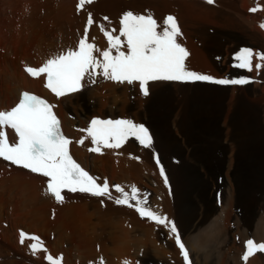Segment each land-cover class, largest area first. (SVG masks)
I'll use <instances>...</instances> for the list:
<instances>
[{
    "label": "bare ground",
    "instance_id": "6f19581e",
    "mask_svg": "<svg viewBox=\"0 0 264 264\" xmlns=\"http://www.w3.org/2000/svg\"><path fill=\"white\" fill-rule=\"evenodd\" d=\"M29 2H34L33 11L17 16L16 10ZM38 2L0 0V31L11 32V36L0 34V110L15 106L23 90L49 96L44 89L45 77L32 78L24 69L26 66L40 67L52 54L75 49L84 34L89 12L95 23L89 28L88 42L101 50L108 48V42L98 25L103 24L106 30L114 28L116 32L113 34H118L119 21L122 14L129 11L127 8L136 7L137 11H133L139 14L150 11L158 22L167 14L175 15L186 31L183 37H178L182 46L189 47L186 67L217 79L232 78L227 75L228 69L223 75L219 71L224 45L218 41L217 30L200 27V48L193 42V37H197L196 31L191 28L189 32L186 30L188 20L195 19L199 14L207 18L215 17L218 11L213 5L226 7L238 17L241 21L238 25L243 26L250 46L257 52L260 49L264 51V28L260 27L264 22V0H215L213 4L205 0H95L79 13L76 7L78 0H54L45 6H40ZM257 6L261 10L248 14V10ZM42 10L46 15H42ZM104 17L108 20L105 21ZM210 41L215 47L210 46ZM94 54L99 56V53ZM257 62L254 58L253 65ZM245 72L246 76L239 77H249L253 81L258 71L254 68L252 72ZM95 80L92 83L86 79L80 92L54 103L66 134L73 139L72 154L99 178L100 183L107 180L112 198L62 191L64 202L58 203L46 191L47 178L0 158V264H47V255L54 259L62 256L63 264H101V259L103 264H123L125 260L130 264L166 262L171 254L155 247L154 240L157 235L161 238V232L157 234L155 229L163 231L166 228L149 219H142L135 207L116 204L114 200L120 193L113 186L117 184L129 194L135 185L141 198L146 193L150 195L151 204L148 206L151 210L173 222L178 219L191 264H212L214 260L209 257L211 246L218 255L230 251L233 261H236L245 252L248 239L264 243V178L261 180L263 191L259 190L257 198L252 197L251 190V194L247 191L251 183L246 185L249 171L262 162L261 156L264 155V126L259 111L252 110L248 102L235 93L227 92L230 86L150 81L147 85L149 94L145 96L138 82L129 85L107 80L103 76H97ZM254 86L244 87L245 91L252 89L251 96L248 92L243 96L249 102L259 101ZM232 88L237 90V86ZM252 113L255 115L253 121L250 119ZM93 118L131 119L143 124L152 136V146L144 148L130 138L121 148L101 147L103 154L90 152L88 149L94 146L90 138H86L83 145H78L76 141L86 137V133L79 129L87 128ZM251 127L258 134L256 137L253 135L254 142L248 140L251 134L249 137L245 135ZM210 131L215 132L212 138L207 135ZM10 134L15 138L13 132ZM236 138L239 144H234ZM213 166L218 170L215 172L218 173L216 179L211 169ZM161 167L167 183L160 174ZM219 175L224 177L222 182ZM195 179L203 188V195H200L203 198H197L200 199L199 215L189 216L188 219L185 213L191 208L192 193H195L192 181ZM220 200L222 207L216 203ZM132 203L135 204L134 201ZM231 222H234L233 228L237 231L231 236L235 239L240 236V245L236 242L226 245L231 237L227 233ZM21 230L29 235L44 237L47 241L54 235L52 251L49 254L45 251L33 254L29 248L33 241L19 242ZM97 244L102 248L100 256ZM42 245L46 248L45 242ZM172 255L176 264H185L179 247H174ZM239 262L244 264L242 259ZM247 264H264V253L256 252Z\"/></svg>",
    "mask_w": 264,
    "mask_h": 264
},
{
    "label": "snow or ice",
    "instance_id": "6c2138e0",
    "mask_svg": "<svg viewBox=\"0 0 264 264\" xmlns=\"http://www.w3.org/2000/svg\"><path fill=\"white\" fill-rule=\"evenodd\" d=\"M94 2L95 0H78L77 11ZM205 2L213 4L215 0ZM259 10V6L250 9L251 12ZM103 19L107 21L108 17ZM94 23L92 13L89 12L84 34L75 49L54 53L40 67L26 66L25 72L32 78L44 76V87L57 99L80 92L86 79L95 83L97 76L118 83L126 82L129 85L138 82L145 96L149 94L147 85L150 81H205L218 85H244L251 82L249 77L217 79L189 70L185 61L190 53L178 42L182 33L172 15L158 22L150 13L124 12L119 21V32L115 35L113 33L116 29L106 30L103 24L98 25L108 42V48L104 50L88 42L89 28ZM260 27L264 28V22ZM94 53H99V56ZM254 58L258 61L255 65ZM233 59L236 62L234 67L244 71L252 72L254 68L257 71L264 70V51L241 48L234 54ZM54 107L55 105L46 99L24 91L15 106L9 110H0V158L47 178L46 191L58 203L64 202L62 191L65 189L72 193H89L92 196L112 198L107 180L98 182L99 178L90 175L71 155L72 140L63 133ZM9 128L14 130L16 138L12 141L4 131ZM79 131L86 133V137L76 143L83 145L85 139L90 138L94 146L88 150L99 154H103L101 147L118 149L130 138H134L144 148H150L153 143L149 129L131 119L93 118L87 128ZM157 163L159 164L158 159ZM160 174L167 183L163 167L160 168ZM113 187L120 193L114 200L116 204L135 207L141 218L169 228L174 234L175 243L185 264H190L189 253L175 222L151 210L148 206V196L141 198L140 190L135 185L131 187L130 194L118 184ZM19 238L21 244H24L25 240L33 241L29 245L33 254L37 251H47L43 248L40 238L35 235L21 230ZM256 252L264 253V243L248 239L241 257L244 264H247ZM46 259L50 264H61L63 258L61 256L54 259L47 255ZM123 264L130 262L125 260Z\"/></svg>",
    "mask_w": 264,
    "mask_h": 264
},
{
    "label": "rangeland",
    "instance_id": "374dc122",
    "mask_svg": "<svg viewBox=\"0 0 264 264\" xmlns=\"http://www.w3.org/2000/svg\"><path fill=\"white\" fill-rule=\"evenodd\" d=\"M38 1V0H37ZM50 1L53 3L54 2V0H39V2H40V6L42 5V6H45L46 5V3L48 4V2L50 3ZM38 2V3H39ZM33 3L34 2H29V3H27L26 5H23V6H20L16 11L17 12H15L16 13V15L17 16H19L20 14H29V13H31L32 11H33ZM77 4H78V2H76ZM77 4H76V7H77ZM215 8H216V10L218 11V14L215 16V17H212V18H207V17H202V15H197V17H195V19H190V20H188V26H189V24L190 23H192V27H191V24H190V26L188 27H186L187 29L186 30H188V32L189 31H191V29H192V31H196L195 33L197 34V37L195 36V37H193L194 38V40L195 41H193L194 42V44L196 45V46H198L199 48H200V45H201V42H200V37L198 36V32L200 31V27H202V28H204V26H205V28H209V29H211V28H213V30H217V33H218V36L220 37V39L218 40V41H220V43L222 44V45H224L223 46V50H224V53H223V57L221 58V62H220V67H221V70H220V68H219V71H220V73H222V75H223V73L224 74H226V72H227V69H228V76H231L232 78H239V76H246L247 74H246V72L244 71V70H242V69H239V68H235L233 65L236 63V62H234L235 60L233 59V56H234V54L239 50V49H241V48H248V47H252V46H250V44H249V42H248V39L249 38H247V35H245L246 33H245V31H244V28H243V26H241V24H239L238 25V22L240 23L241 21L239 20V18L238 17H236V16H234L233 14H232V12H230L226 7H221V6H219V5H213ZM136 8V7H135ZM133 6L131 7V8H127V10H129V11H132L133 13H137V14H139L138 12H135V11H133V9H135ZM218 8H220L223 12H221V10L220 9H218ZM253 8V7H252ZM130 9H132V10H130ZM136 11H137V9H135ZM82 10H80L79 12H81ZM249 12H248V14H251V15H253V14H256L257 12H251L250 10H248ZM78 12V13H79ZM125 12H127V11H125ZM147 13V12H146ZM145 13V14H146ZM149 13H151L150 11H148V14ZM151 14H153V13H151ZM202 14V13H201ZM229 14V15H228ZM231 14V15H230ZM42 15L44 16V15H46V13H45V11L44 10H42ZM158 15V14H157ZM168 15H170V14H167V16ZM219 15V16H218ZM233 15V16H232ZM159 16V18H161V16H160V14L158 15ZM172 16L173 17H175V18H177L175 15H173L172 14ZM87 17H88V15H87ZM86 17V18H87ZM166 16H164V18H165ZM155 18V17H154ZM163 18V19H164ZM197 18V19H196ZM200 18H202V19H204V20H202L201 21V19ZM233 18V19H232ZM156 19V18H155ZM163 19L161 18V20L163 21ZM213 19H215V20H213ZM160 20V22H162ZM177 20V19H176ZM192 20H193V22H192ZM206 20V21H205ZM233 20V21H232ZM178 21V20H177ZM187 21V20H186ZM190 21V22H189ZM182 22V21H181ZM181 22H177L178 23V26H179V28H181V30L180 31H182L183 30V32H181L182 33V37L184 36V34H186L185 32V27H184V20H183V27L184 28H182L181 26ZM202 22V24H204L203 26L200 24ZM206 23V24H205ZM215 23V24H214ZM217 23V24H216ZM237 23V24H236ZM222 24V25H221ZM232 24V25H231ZM236 27H235V26ZM186 26V25H185ZM195 26H197V27H195ZM227 26V27H226ZM234 26V27H233ZM189 28H191V29H189ZM199 28V29H198ZM215 28V29H214ZM227 28V29H226ZM240 28H242V29H240ZM242 31V32H241ZM221 32V33H220ZM0 34H2V35H5V36H11V32H6L5 30H3L2 32L0 31ZM220 34V35H219ZM216 35V34H215ZM214 35V39H215V36ZM186 37V36H185ZM219 37H217V38H219ZM227 37V38H226ZM246 37V38H245ZM247 39V40H246ZM185 40H187V39H185ZM199 41V42H198ZM211 42L213 43V41H210V42H208L209 44H210V46H212V47H215V44H211ZM246 42V43H245ZM247 42H248V44H247ZM2 42H1V39H0V44H1ZM184 43V42H183ZM1 46V45H0ZM183 47H185V45L183 44ZM202 47V46H201ZM0 48H2V47H0ZM186 49L188 48L189 49V47H185ZM258 48V47H257ZM187 49V50H188ZM215 49V48H214ZM251 49H253V47L251 48ZM260 48H258V50H259ZM260 51H262L261 49H260ZM188 52H189V50H188ZM226 57H228V58H226ZM232 59V61L230 62V60ZM226 63V65L228 66H226V65H224ZM222 65H224V67H222ZM229 65H231L230 67H229ZM217 65H215V67H216ZM223 68V69H222ZM230 68V69H229ZM217 70H218V67L216 68ZM233 69V70H232ZM197 71V70H196ZM233 71V72H232ZM194 72H195V70H194ZM197 73H199V72H197ZM199 74H202V73H199ZM231 74V75H230ZM239 74V75H238ZM263 75V71L261 70V71H258V72H256V74H255V79L254 78H252V80L253 81H251L250 83H248V84H244V85H218V84H214V83H210V82H205V81H188V82H183V84H200L201 82L203 83V84H213V85H216V86H219V87H225V86H230L228 89L229 90H227V92H229V93H231V92H233V93H235L238 97H240V98H242V99H244V100H246L247 102H248V106L250 107V108H253L252 110H255V111H259L260 112V114H261V119H262V121H263V126H264V78L262 79V76ZM238 76V77H237ZM257 78V79H256ZM259 78V79H258ZM261 79V80H260ZM257 80H258V82H260L258 85H260V87L257 85V89H256V84L258 83L257 82ZM263 81V82H262ZM181 82V81H180ZM255 82H257L256 84H255ZM262 82V83H261ZM248 85H252V87H253V85H255L254 87V89H256L257 90V92H258V94H259V101L257 102H252V101H248L247 100V98L245 99L244 97L248 94V95H250L251 94V92L250 91H252V89H250V90H247V91H245V88H246V86H248ZM236 87L237 86V90H234L232 87ZM263 86V87H262ZM238 87H239V89H238ZM245 87V88H244ZM241 88H243V90L241 89ZM259 90V91H258ZM182 91V90H181ZM248 92V93H247ZM247 93V94H246ZM244 96V97H243ZM251 96V95H250ZM263 97V98H262ZM250 104V105H249ZM168 106V105H167ZM247 116H249V115H247ZM255 117V115H254V113H252V117H250V119H252V121L254 120L253 118ZM248 118V117H247ZM254 126V125H253ZM214 128H212V130H213ZM252 130H254L253 129V127H251V129L249 128V131L247 132V133H245V135L247 136L248 135V137H249V135H250V137L248 138V140L250 141V142H254V140L255 139H253L254 138V136L253 135H255V137L258 135V134H256V132L255 131H252ZM253 133H252V132ZM211 134V135H210ZM215 134V132L214 131H210L209 133H207V135L208 136H210L211 138L213 137V135ZM263 135H264V133H263ZM253 136V137H252ZM252 137V139H250ZM180 141H182L181 139H180ZM207 141H210V140H208V138H207ZM238 141V142H237ZM210 143H211V141H210ZM239 144L240 143V141H239V139L238 138H236L235 139V141H234V144ZM217 155V154H216ZM214 158H216L215 156H214ZM187 160V158L184 160V161H186ZM261 160H262V162H260L258 165H257V167H255V168H253V170H250L249 171V173H248V177H247V179L249 180V182H247L246 183V185L248 184V183H251L250 185H252L251 186V188L254 186V188H253V190L249 187V189H247V191L249 192V194H251L252 193V197H258L257 196V193L259 192V190L261 189L262 191H263V188H262V186H263V183L261 182V180L263 181V178H264V155L263 156H261ZM153 162H154V164L156 163L155 162V160H154V158H153ZM246 162H248V161H246ZM260 165V166H259ZM262 165V166H261ZM215 166H213L211 169H212V171H213V173H214V177H215V179H216V175L218 174V173H216L215 174V172L216 171H218V170H216V168H214ZM261 169V170H260ZM262 171V172H261ZM260 173V174H259ZM262 173V174H261ZM260 176V179H258V177ZM262 177V178H261ZM219 181L220 182H222L223 181V175H219ZM196 181H192V183H193V185H194V190H193V192H197L196 194L195 193H192V197H191V208L188 210V212H186L185 213V215L188 217V219H189V216H195V214H198V213H200V211H199V209H200V207H199V201H200V199L198 200L197 198H203V196H200L201 195V193H202V195H203V188H202V186H201V184H200V181H198L197 179H195ZM247 180V181H248ZM256 182V183H255ZM195 189H197V191H195ZM199 190V191H198ZM250 190H251V193H250ZM195 194V195H194ZM198 194V196H196ZM141 196V195H140ZM146 196H148V204L150 205L151 204V202H149V201H151L150 200V195L148 194V193H146ZM193 199V200H192ZM195 199V200H194ZM195 201V202H194ZM214 201V205H215V199L213 200ZM173 202H174V200H173ZM221 202V204H219ZM220 202L218 201V202H216L217 203V205H218V207H222V201L220 200ZM193 203H195V204H193ZM197 203V204H196ZM103 205V208H104V204H102ZM198 205V206H197ZM192 208H193V210H192ZM195 209V210H194ZM197 209V210H196ZM191 211H192V213H191ZM197 211V212H196ZM190 212V213H189ZM227 212H228V210H227ZM137 213V212H136ZM137 215H138V213H137ZM199 215V214H198ZM140 216V215H139ZM141 217V216H140ZM181 217V216H180ZM192 217V218H193ZM142 219H146V220H148L147 218H142ZM197 219V218H196ZM52 221H54V217L52 218ZM178 219H174V222H175V224H176V226H178L177 227V230H178V233H179V235H180V237H181V240H182V242H184L183 241V235H182V231H181V228H180V226L178 225ZM232 223H234V222H231L230 224H229V229H228V231H227V233H228V235H233V233H235V232H237L236 231V229H234L233 227H234V225L235 224H232ZM232 224V225H231ZM206 225V224H205ZM205 225H201V227H204ZM230 226H232V227H230ZM165 227V226H164ZM227 227V228H228ZM166 228V229H165ZM164 229L165 230H163V231H161V230H157V229H155V231L157 232V234H159V232H161V238L160 237H158V235L157 236H155L154 237V240L156 239V241H155V247H157L158 249H162V250H165L166 252L167 251H169L168 252V254L170 255V258H168V260L166 261V262H164V260H161L160 262L161 263H159V264H176V261L173 259V255H172V253H173V249H174V247H176V248H178L177 246H176V243H175V239H174V234L173 233H171L170 232V230H168L169 228H167V227H165ZM232 228V229H231ZM101 229V228H100ZM99 229V230H100ZM102 230V229H101ZM100 230V231H101ZM167 230V231H166ZM103 231V230H102ZM251 232H253V231H251ZM100 233V232H99ZM169 233V234H168ZM172 234V235H171ZM46 237V236H45ZM54 235H52L51 236V239H49L48 241L44 238V237H40V240H41V238H43V240H41V242H42V244L45 242V244H46V249H48L47 250V252H44V253H50L51 251H52V242H54ZM173 238V239H172ZM47 239H48V237H47ZM170 239V241H168ZM2 240V237H1V234H0V241ZM234 240V241H233ZM228 242V243H227ZM232 242V243H231ZM234 242H236L238 245H240L241 244V242H242V240H241V238H240V236H236V239L234 238V237H230L229 238V240H227L226 241V245L227 244H229V245H232V244H234ZM51 243V244H50ZM100 243V242H99ZM50 245V246H49ZM99 244H97V246H96V249H97V254L100 256L101 255V249L102 248H99V247H101L100 245L98 246ZM186 245V244H185ZM226 245H225V247H226ZM244 246V245H243ZM98 247V248H97ZM224 247V248H225ZM213 247L211 246L210 247V252L211 253H209V257H210V260H214L213 262H212V264H227L229 261V263L228 264H233V262H236V264H237V262H239V261H241V259H239V258H237L238 260H236V261H233V257L230 255V251L228 252L227 250V254H226V252H225V254H222V256H221V254H217L216 252V250L213 248ZM230 248V247H229ZM51 249V250H50ZM226 249H228V248H226ZM214 251V252H213ZM224 253V252H223ZM217 254V255H216ZM214 255V256H213ZM228 257H227V256ZM217 256V257H216ZM225 256H226V258H227V260L225 259ZM239 256V255H238ZM212 257V258H211ZM214 257H216V258H214ZM231 257V258H230ZM181 258V257H180ZM56 259V258H55ZM57 259H58V257H57ZM218 259H220V260H218ZM224 259V262L222 261V260ZM218 260V261H217ZM219 261H221L220 263H219ZM227 261V262H226ZM46 262H47V264H50V262L49 261H47L46 260ZM218 262V263H217ZM61 264H63L62 263V261H61ZM78 264H80V262H78ZM239 264H240V262H239Z\"/></svg>",
    "mask_w": 264,
    "mask_h": 264
}]
</instances>
